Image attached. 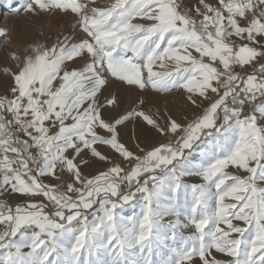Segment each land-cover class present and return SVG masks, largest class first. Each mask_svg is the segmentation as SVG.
<instances>
[{
	"label": "snow or ice",
	"instance_id": "6c2138e0",
	"mask_svg": "<svg viewBox=\"0 0 264 264\" xmlns=\"http://www.w3.org/2000/svg\"><path fill=\"white\" fill-rule=\"evenodd\" d=\"M90 3L24 0L13 9L71 12L84 35L29 44L11 54L16 71L3 69L13 85L0 96V196L43 199L0 200V264H264V0H198L194 16L183 0ZM109 77L183 89L195 108L209 103L184 124L169 115L162 127L142 110L106 119L118 106L116 96L100 100ZM133 116L175 139L137 144V154L118 132ZM85 152L109 166L85 176ZM125 206L139 213L122 215ZM190 227L180 246L168 244Z\"/></svg>",
	"mask_w": 264,
	"mask_h": 264
},
{
	"label": "rangeland",
	"instance_id": "374dc122",
	"mask_svg": "<svg viewBox=\"0 0 264 264\" xmlns=\"http://www.w3.org/2000/svg\"><path fill=\"white\" fill-rule=\"evenodd\" d=\"M80 3H87L89 6H93L90 3V0H78ZM112 0H96V4L104 7L109 5ZM206 2H211L212 4H216L217 0H206ZM24 3V0H13V5L10 6L8 4V0H0V30H3L7 33V35L0 40V96H4L6 94L11 95L9 92V88L13 85V81L9 75H6L3 71L5 67L11 69L12 71L17 70V61L12 59L11 54L15 53L17 55H23L24 49L29 44L34 43H44L46 45H51L57 37H61L63 35L75 36L77 39L84 34L78 30L76 27V17L71 12L67 14H63L59 11L53 12L49 14L47 12L42 13L39 16L33 15L31 13H27L24 11H14V8H19ZM194 6L198 5V0H183V9L188 10L191 9L190 14L195 15ZM82 61L79 59L76 60L74 66L79 67ZM154 70L162 71L163 69L155 68ZM239 71V69H237ZM116 96L118 100V106L112 108H106L104 110L105 118L107 119L108 115H111L115 118H119L120 116H127L130 111L133 110H142L146 114L153 117V119L157 120L162 127L166 122V117L171 115L172 118L176 119L177 122H180L181 119H184L190 115L195 110H198L199 114L202 111V108L205 104H208V101H205L200 108H195L188 103L186 100V93L183 89L174 88L169 92H157L152 90L150 87L145 90H140L136 87H130L122 82L116 80L115 78L109 77L108 84L102 90V95L100 96L101 102L104 101L105 97ZM143 99L144 104L141 106L139 101ZM259 101H257L258 103ZM170 107H176L177 113H171L168 109ZM251 105H246L245 112L249 111ZM171 113V114H170ZM178 114V115H177ZM71 121H69L70 123ZM259 123L264 125V120H260ZM125 127L124 134L119 133L120 141H125L124 139L130 138L132 131L139 129H145L146 136H143L141 139L140 136H133L131 138L132 141L126 140L124 144L127 147L140 154L137 150V144L143 146L142 148L150 149L153 146H156L161 143H167L170 140H174L175 137L171 134L169 135H161L150 125H147L140 118L135 116L125 120L122 124ZM121 126V127H122ZM122 127V128H123ZM139 127V128H138ZM143 127V128H142ZM124 129V128H123ZM54 131V130H53ZM123 133V132H122ZM130 135H129V134ZM103 134V133H102ZM125 135H127L125 137ZM137 139H136V138ZM145 137V139H144ZM139 138V139H138ZM154 141L152 145H148L144 147L147 141ZM157 141V142H156ZM127 142H130L127 144ZM204 145V146H203ZM201 149L208 147L207 143L200 144ZM98 150H100L104 155L110 157L113 160L119 159L118 154H116L110 147L108 146H98ZM199 151V149L197 150ZM84 158L88 161L87 165H83L81 167V171L85 176H93L97 174L98 171L105 170L109 165L101 162L93 157L87 152L82 153ZM200 153L196 156V160L194 163H198L201 161ZM226 171L229 173L234 172L235 170L229 167ZM243 175L244 173H240ZM65 180L69 179L67 175L64 177ZM185 182L188 183H201L202 181L198 178L185 177ZM45 182L50 184H59L60 181H57L52 178H46ZM264 186V185H262ZM18 194H4L0 196V200L6 201L10 205H16L21 201H25L27 199H17ZM10 197V198H8ZM16 199V200H15ZM36 201H40L42 197L33 198ZM47 203V201H44ZM226 202H234V201H226ZM49 211H51V205H49ZM139 213V207L133 209L131 206H125L121 210L122 215H133ZM91 219V217H89ZM174 219V217L168 216L165 217L162 221L163 223H167L169 220ZM183 220V217H181ZM223 227V225H221ZM193 229L190 228H180L176 229V237L175 240L171 238L168 241V244L171 246H180L182 244L181 237L187 236L191 234ZM168 234L171 237L172 229H168ZM161 256L167 255V249L161 248L160 250ZM215 254V253H214ZM217 258L220 260L229 259L227 256L223 254H215ZM153 259H158L157 256H153Z\"/></svg>",
	"mask_w": 264,
	"mask_h": 264
},
{
	"label": "bare ground",
	"instance_id": "6f19581e",
	"mask_svg": "<svg viewBox=\"0 0 264 264\" xmlns=\"http://www.w3.org/2000/svg\"><path fill=\"white\" fill-rule=\"evenodd\" d=\"M246 70H248V69H246ZM205 106H207V104H205ZM204 106V107H205ZM168 109H170L169 111L171 112V113H177V108L176 107H170V108H168ZM170 113V114H171ZM178 115V114H177ZM197 115H199V112H198V110H195V111H193L192 113H190V115L188 116V117H186V118H184V119H181L180 120V122L179 123H181V124H184V123H186V122H188V121H190V120H192V119H194ZM122 126V125H121ZM121 126H118V132L119 133H121L122 135L124 134V131L123 130H125V127H121ZM139 128V127H138ZM143 128V127H142ZM123 132V133H122ZM146 133H148V132H146L145 131V129L143 128V129H139V130H135V132L134 131H132V133H131V136H130V138H125L124 140L126 141H128V139H129V141H132L134 138H133V136L135 135L136 137L137 136H140V138L142 137L143 138V136H146ZM129 134V133H128ZM130 135V134H129ZM127 135H125V137H126ZM135 137V138H136ZM131 138H133L132 140H131ZM141 138V139H142ZM137 139V138H136ZM139 139V138H138ZM144 139H145V137H144ZM122 140H123V138H122ZM121 140V142L122 143H124L125 141H122ZM134 141V140H133ZM157 142V141H156ZM128 143H130V142H127V144ZM154 143V141H147L146 142V144L144 145V147H146V146H148V145H152ZM126 145V144H125ZM127 146V145H126ZM204 146V145H203ZM141 147H143V146H141ZM198 154H199V151H196L195 153H194V155H195V157L196 156H198ZM8 198H10V197H8ZM33 198H36V197H33ZM33 198H28V197H24V196H21V195H17V199H19V200H21V199H33ZM16 200V199H15Z\"/></svg>",
	"mask_w": 264,
	"mask_h": 264
},
{
	"label": "crops",
	"instance_id": "0c3cea01",
	"mask_svg": "<svg viewBox=\"0 0 264 264\" xmlns=\"http://www.w3.org/2000/svg\"><path fill=\"white\" fill-rule=\"evenodd\" d=\"M247 71H251V69H248ZM33 151H35V149H33Z\"/></svg>",
	"mask_w": 264,
	"mask_h": 264
}]
</instances>
